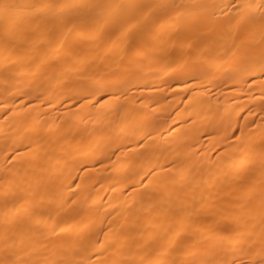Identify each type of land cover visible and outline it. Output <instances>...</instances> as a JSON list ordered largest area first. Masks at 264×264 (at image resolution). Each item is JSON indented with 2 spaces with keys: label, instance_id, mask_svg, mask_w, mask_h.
Returning a JSON list of instances; mask_svg holds the SVG:
<instances>
[{
  "label": "bare ground",
  "instance_id": "6f19581e",
  "mask_svg": "<svg viewBox=\"0 0 264 264\" xmlns=\"http://www.w3.org/2000/svg\"><path fill=\"white\" fill-rule=\"evenodd\" d=\"M0 264H264V0H0Z\"/></svg>",
  "mask_w": 264,
  "mask_h": 264
}]
</instances>
